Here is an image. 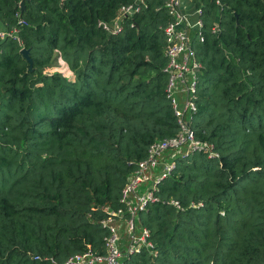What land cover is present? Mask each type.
I'll return each instance as SVG.
<instances>
[{"label":"trees","instance_id":"trees-1","mask_svg":"<svg viewBox=\"0 0 264 264\" xmlns=\"http://www.w3.org/2000/svg\"><path fill=\"white\" fill-rule=\"evenodd\" d=\"M167 0H0V264L104 253L106 207L149 146L176 134L166 96ZM22 2V7L20 6ZM200 63L191 127L140 212L155 252L124 264H264V0H192ZM29 51L32 69L20 50ZM60 57L71 77L49 71ZM176 200L179 206L171 203Z\"/></svg>","mask_w":264,"mask_h":264},{"label":"built area","instance_id":"built-area-1","mask_svg":"<svg viewBox=\"0 0 264 264\" xmlns=\"http://www.w3.org/2000/svg\"><path fill=\"white\" fill-rule=\"evenodd\" d=\"M144 3L145 0H133L132 3L122 6L113 20L99 21L98 25L106 32L116 34L121 30L120 19L139 11ZM216 3L220 5L221 0H216ZM165 7L172 17L163 27L166 43V96L176 117L178 130L175 135L149 146L146 157L138 162L122 189L121 206L117 209L105 208L106 217L101 220L102 227L107 231L104 237V253L87 248L60 262L51 258L53 264H124L125 254L132 255L142 250L154 253L151 232L141 222L138 214L150 203L158 200V184L174 168V155L178 152L187 155L194 151H204L209 156L216 155L212 145L197 139L191 127L192 114L197 110L195 99L200 63L194 57L190 41L194 34L202 40L201 9L195 7L192 0H167ZM6 34V31L0 32V39ZM58 62L68 69L60 57ZM171 203L179 206L176 200H171ZM123 232L125 235H120Z\"/></svg>","mask_w":264,"mask_h":264},{"label":"rangeland","instance_id":"rangeland-1","mask_svg":"<svg viewBox=\"0 0 264 264\" xmlns=\"http://www.w3.org/2000/svg\"><path fill=\"white\" fill-rule=\"evenodd\" d=\"M57 64L56 65H54V66H52V67H50L49 68V71H52L53 72V70H59V71H62V73H64L66 76H72L71 75V73L69 72V69H66L65 68V66L63 65H60V63L59 62H56ZM120 235H125V233L123 232V233H121Z\"/></svg>","mask_w":264,"mask_h":264},{"label":"water","instance_id":"water-1","mask_svg":"<svg viewBox=\"0 0 264 264\" xmlns=\"http://www.w3.org/2000/svg\"><path fill=\"white\" fill-rule=\"evenodd\" d=\"M20 6L22 7V2L20 4ZM21 54L23 55V57L27 60V62L29 63V69H32V59L29 55V51L25 48H22L20 50Z\"/></svg>","mask_w":264,"mask_h":264},{"label":"crops","instance_id":"crops-1","mask_svg":"<svg viewBox=\"0 0 264 264\" xmlns=\"http://www.w3.org/2000/svg\"><path fill=\"white\" fill-rule=\"evenodd\" d=\"M0 32H5V29L1 23H0Z\"/></svg>","mask_w":264,"mask_h":264}]
</instances>
